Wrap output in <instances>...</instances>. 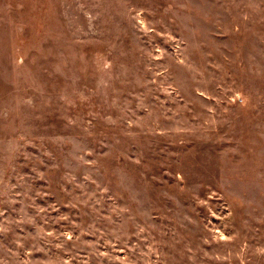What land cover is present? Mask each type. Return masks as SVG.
I'll use <instances>...</instances> for the list:
<instances>
[{"label": "rangeland", "instance_id": "1", "mask_svg": "<svg viewBox=\"0 0 264 264\" xmlns=\"http://www.w3.org/2000/svg\"><path fill=\"white\" fill-rule=\"evenodd\" d=\"M0 264H264V0H0Z\"/></svg>", "mask_w": 264, "mask_h": 264}]
</instances>
